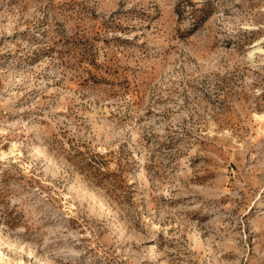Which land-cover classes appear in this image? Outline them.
Listing matches in <instances>:
<instances>
[{"label": "rangeland", "instance_id": "1", "mask_svg": "<svg viewBox=\"0 0 264 264\" xmlns=\"http://www.w3.org/2000/svg\"><path fill=\"white\" fill-rule=\"evenodd\" d=\"M0 264H264V0H0Z\"/></svg>", "mask_w": 264, "mask_h": 264}, {"label": "trees", "instance_id": "2", "mask_svg": "<svg viewBox=\"0 0 264 264\" xmlns=\"http://www.w3.org/2000/svg\"><path fill=\"white\" fill-rule=\"evenodd\" d=\"M208 3H209V1H208ZM208 12H209V9L205 13L203 12V15L200 14L199 18H198V16H196L195 21L198 22L200 20V18L205 17L208 14Z\"/></svg>", "mask_w": 264, "mask_h": 264}]
</instances>
